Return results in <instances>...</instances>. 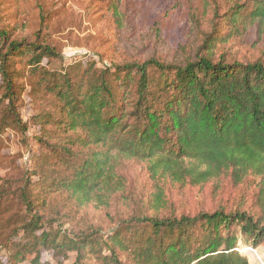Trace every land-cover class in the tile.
I'll return each instance as SVG.
<instances>
[{"label":"trees","instance_id":"1","mask_svg":"<svg viewBox=\"0 0 264 264\" xmlns=\"http://www.w3.org/2000/svg\"><path fill=\"white\" fill-rule=\"evenodd\" d=\"M236 1L222 20L229 29L244 22L264 29V0ZM215 18L192 56L103 68L92 60L49 68L59 59L52 46L37 35L28 43L0 29L3 101H12L10 65L18 59L56 109L53 117H36L42 132L37 180L22 178L15 189L4 180L0 189L3 207L12 203L23 211L0 264H49L41 261L43 252L55 264L69 254L74 264H250L239 244L257 249L264 242V63L215 58L210 43L222 36ZM7 116L0 128L19 127ZM55 131L69 140L51 144ZM121 161L145 163L151 178L180 186L226 174L238 185L252 176L258 211L160 214L167 202L156 186L153 214L130 218L108 235L68 233L63 220L47 216L45 197L55 193L79 206L108 205L124 188L116 170Z\"/></svg>","mask_w":264,"mask_h":264},{"label":"rangeland","instance_id":"2","mask_svg":"<svg viewBox=\"0 0 264 264\" xmlns=\"http://www.w3.org/2000/svg\"><path fill=\"white\" fill-rule=\"evenodd\" d=\"M234 3L238 2L0 0V29L10 32L12 39L28 43L37 35L52 46L59 59L52 61L49 68L58 69L61 64L87 60L95 61L97 68H103L150 57L170 62L192 56L204 36L210 33V20L217 16L215 20L220 23L218 34L222 36H214L210 43L215 58L222 55L228 61L264 63V29L247 22L229 29V25L222 21ZM10 66L13 98L11 102L3 101L5 89L0 76V119L9 114L7 117H13L19 127L0 128V189L4 180L11 182L14 189L26 177L37 180L32 174L42 152L37 143L42 132L36 117L56 114L54 103L37 87L25 61L14 59ZM51 138V144L62 145L70 136L55 131ZM116 170L124 180V188L110 197L108 205L91 203L79 206L68 194L55 193L45 197L47 216L63 220V229L68 233L92 229L108 235L130 218L153 214L151 199L156 186L163 188L167 202L160 214L174 212L194 216L218 209L226 212L258 211V180L252 176L238 185L233 184L226 174L202 186H180L151 178L142 162L121 161ZM22 216L23 211L16 205L7 203L3 207L0 204V257H9L10 246L4 244L8 239L10 243ZM239 248L250 264H264V242L257 249L241 244ZM41 261L56 263L50 252H43ZM61 262L74 264V254H69Z\"/></svg>","mask_w":264,"mask_h":264}]
</instances>
